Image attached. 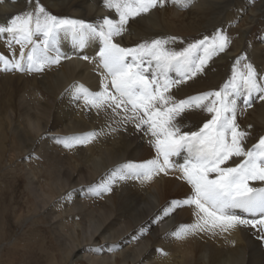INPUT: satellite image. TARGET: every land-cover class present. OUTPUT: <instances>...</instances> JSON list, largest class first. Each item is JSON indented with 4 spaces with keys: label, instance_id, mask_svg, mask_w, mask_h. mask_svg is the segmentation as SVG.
I'll list each match as a JSON object with an SVG mask.
<instances>
[{
    "label": "snow or ice",
    "instance_id": "6c2138e0",
    "mask_svg": "<svg viewBox=\"0 0 264 264\" xmlns=\"http://www.w3.org/2000/svg\"><path fill=\"white\" fill-rule=\"evenodd\" d=\"M102 3L116 18L105 15L93 23L60 17L49 12L39 0H35L34 8L11 15L6 23H0V33L9 37V48L19 45L20 52L18 58L11 59L0 54L3 70L42 71L46 65L69 58L57 46L62 34L77 49L98 40L99 51L93 59L98 58V67L103 70L100 90L73 84L70 88L74 89L75 98H83L86 107L111 110L122 124L134 123L150 136L156 153L153 159L115 166L108 180L98 187L110 192L117 180L151 181L159 173L167 174L174 166L172 158L183 153L184 163L179 169L182 178L191 185V194L183 200L171 201L165 215L188 205L194 206L196 220L181 226L173 235L182 238L196 232H227L239 227L252 229L257 239L264 241V187L252 186V182H264V135L247 147L249 133L237 123V98L243 96L246 107L252 106L249 97L253 94H260L259 99L264 101V76L251 62L243 63L246 56H240L232 66L231 76L218 90L176 99L173 88L203 73L215 56L226 51L231 38L218 29L181 51L167 47L178 39L175 36H160L134 47H123L115 38L127 31L130 19L163 7L166 0H102ZM173 3L187 8L193 0H173ZM170 71L180 78H171ZM195 111L205 112L211 118L196 131L184 130L182 121L186 114ZM97 135L93 131L64 137L62 142L71 148L89 143ZM234 158L240 162L226 166Z\"/></svg>",
    "mask_w": 264,
    "mask_h": 264
},
{
    "label": "bare ground",
    "instance_id": "6f19581e",
    "mask_svg": "<svg viewBox=\"0 0 264 264\" xmlns=\"http://www.w3.org/2000/svg\"><path fill=\"white\" fill-rule=\"evenodd\" d=\"M46 1L55 5L52 0ZM171 4L170 8L164 5L153 9L143 21L140 17L130 19L127 31L122 36L116 37V42L123 47H134L156 37H172L170 32H165L166 29L162 30L163 32L158 29H163L166 24L169 26L195 24L199 10L204 9L205 3L202 0H193L187 8L177 7L173 0ZM18 5V0L0 2V23H6L11 15H15L13 9ZM76 5L79 9L69 8V14L60 17L86 19L95 23L98 18L110 15L109 10L101 5L99 0H81V4ZM85 10L96 12L98 17H87L88 11ZM163 23L166 24L163 26ZM245 34L246 31L241 37L239 36L240 44L243 43ZM0 38L6 41L9 39L4 33H0ZM177 42L176 40L172 45ZM254 43L252 53L255 59L259 60L263 53L257 48L256 41ZM13 46L17 47V51L15 54L12 53V56L8 55L9 59L13 56L19 57V45L13 44ZM57 46L69 58H62L59 64L46 65L45 67L49 69L47 75L37 77L38 71L10 73V78L16 80L15 87L24 90L18 98L20 108L11 109L4 116L6 128L4 123L0 122V147H5L4 134L10 141L14 135H17L21 147L26 150L27 157H39L48 162L51 169L49 170L55 178L54 187L59 191L60 196H57L52 203L50 199L53 193L52 195L43 193L39 197L38 204L39 209H43L48 215V222L54 230L60 247L66 250L63 260L71 264L82 259L89 264H254L256 243L246 240L247 246H245L242 236L236 229L215 233L196 232L182 238L173 235L181 226L193 224L189 221L190 209L191 212L195 211L194 206L182 205L165 215V210L171 207L170 202L173 201L171 197L181 195L186 198L191 194L188 193L189 187L187 188L184 182L181 183L179 178L182 174L179 165L184 163L179 156L172 158L174 166L167 171V174L159 173L151 181L134 179L129 183L126 180H117L112 184L114 194L98 187L108 180L115 166L128 163L127 160L140 163L153 159L155 156H151L152 151L147 144L150 136L145 135L144 131L136 130L139 132L136 139L140 142L132 148L129 142L132 140L131 131L135 128V124L125 123L126 128H122L120 117L114 116L109 110L102 109L103 118L96 117L91 114L90 107L85 106L83 98H75L74 89L70 88V85L82 84L92 91H98L97 88L100 87L103 70L98 67V58L93 59L99 51L98 40L89 41L85 48L77 49L71 39L62 34ZM83 56H88L89 60L81 59ZM222 56L225 60L226 55L222 54ZM25 73L31 75L30 86ZM261 119L264 121V115ZM111 121H115L118 127L111 125ZM102 126L106 127L107 136L101 141L96 136L94 141L76 144L71 148L65 147L62 142L64 137L93 131L97 133ZM117 131L120 134H117ZM7 132L10 133L9 136ZM89 144H93V148ZM71 149L79 156L84 167L78 164L72 165L68 162L69 157L62 154L63 151L68 152ZM31 171H28L29 184L36 193L38 188H35L36 182L33 181L35 179L30 174ZM130 185H133L134 191L130 190ZM98 196H104L105 202H98L100 207L92 209L88 202ZM52 207L54 209L60 207L64 217L55 215ZM79 217H87V223L81 224ZM193 218L196 220L195 216ZM70 221L76 224V227L73 226L69 232H65V226ZM246 247L249 249L247 250ZM246 251H249L247 257Z\"/></svg>",
    "mask_w": 264,
    "mask_h": 264
},
{
    "label": "rangeland",
    "instance_id": "374dc122",
    "mask_svg": "<svg viewBox=\"0 0 264 264\" xmlns=\"http://www.w3.org/2000/svg\"><path fill=\"white\" fill-rule=\"evenodd\" d=\"M99 1L100 4L103 5L102 0ZM202 1L205 3L203 6L204 9L202 8L204 11L199 10L198 18L196 19L195 22L196 26L193 23L195 27L193 25H189L190 26L189 28L188 25L186 26L179 24H177L176 26L175 25L169 26L168 24L163 23V26L166 24L164 26L165 28L163 27V29L161 28L158 29L161 31L166 29L165 32H170L173 36L178 38L177 43L180 44L177 43L174 45L169 44L167 47L175 51H181L183 48L187 47L189 43H192L193 41L198 39H202L204 36H211L218 29H223L225 31V33L231 38V43L225 52L218 54L210 61L209 65L206 66L203 73L198 74L197 77L189 80L187 83L183 85H180L178 88H173L172 94L175 96L176 99H183L186 96L194 95L199 92H204V90L205 91L218 90L220 86L225 81H227L231 76L232 66L233 64L236 63V58L240 56H246L247 59L244 60L243 63L251 62L255 68L257 67L256 69L258 73L261 76H264V69H262L264 68V12H262L264 11V0H212V2L210 0L208 1L202 0ZM18 2L19 5L13 9L14 14H17L18 12H22L24 10H28L29 7H33V8L35 7V0H26V2L24 0H18ZM31 2L32 4H29ZM39 2L42 5L44 4L46 9L49 10L53 15H57V16L67 15L69 14V8L79 9L76 4L77 3L81 4V0H68L65 2H62L61 0H52V2L55 3V5L48 3L46 0H39ZM71 2L73 3L72 5ZM73 5L75 7H73ZM171 5H172L171 0H166L165 6L170 8ZM110 15L114 16V14L112 13H110ZM86 16L89 18H95V16L98 17V14L94 11H88L86 12ZM147 16L148 14L142 15L140 18L143 21ZM211 17L213 19L216 18V20L215 19L213 20ZM251 17H253V19H251ZM178 25L180 26V28H178L179 27ZM244 31H246V34L243 37L244 40L242 43L244 45L243 46L242 44H240L239 38L243 35ZM255 41L257 48H260L263 53V55L259 58V60H256L252 53L253 50L252 47L255 44L254 43ZM16 51H17V47L13 46L9 48L7 41L5 39L0 38V54L9 57L8 55L12 56V53L15 54ZM222 54L226 55L225 60ZM46 67L43 69V71H38L37 77L47 75L49 73V69ZM16 72H17L16 70L4 71L3 66L0 65V120H1L0 122L4 123L5 128L6 126H5L4 116L11 109L18 110V108H20V106L18 105V98L19 95L24 90L23 88L20 89L16 88L15 87L16 80L14 79L12 80L10 78L11 75L10 73H16ZM170 72L169 75L171 76V78L173 79L180 78L175 71H170ZM24 75H26L25 78H27L30 86L31 75L30 74L28 75V73H25ZM217 78L220 80H218ZM38 79L41 80V78ZM210 79L213 80L211 81ZM213 84L215 85L213 86ZM97 90L99 91L100 87L97 88ZM259 95L260 94H253V96L250 97V100L252 101L251 107L245 106L243 96L237 98L238 108H239L237 109L238 111L237 123L240 125L242 130L244 129V131L249 133L248 138L245 141L247 147H251L253 144L257 143L260 136L264 135V121H261L262 120L261 117L262 115H264V109H263L264 101H261L259 99ZM109 111L111 113V110ZM242 111L245 113H243ZM90 112H92L91 114L96 117L103 118L102 115L103 111L101 110L90 108ZM17 118L18 117H16V119ZM210 118L211 117L209 114L202 111H195L188 113L186 114L184 120L182 121L184 125V130L196 131L198 130L199 127L203 125V123L207 119ZM20 121H22V119H20ZM96 123H98V120ZM110 123L111 125L118 127V124L115 123V121H111ZM132 124L134 125V123ZM120 126H122V128H126V125L124 124H121ZM103 127L104 126L100 127V130L97 132L98 133L97 137H99L98 139L100 141L104 138V136H107L105 129L106 127L104 128ZM258 128L260 130H258ZM136 130L138 129L135 127L133 131H131L133 135H131L132 140L129 142V145L130 146L132 145L131 146L132 148L136 146V144H139L138 142H140L139 139H136V137L138 138L139 136V132ZM117 134L120 133L117 131ZM9 135L10 133L7 132V136ZM3 138L5 141L4 142L5 149L0 147V264H71V262L63 260V258H65L66 250H63V248L60 247L56 239L54 230L50 225V223L48 222L49 219V217H47L48 215H46L43 209H39V204H38L40 199L39 197H41L43 193H47L50 195H52L53 193L52 199H50L51 202L52 201L55 202L56 200L55 198L57 196H60L59 191L56 190L54 187L55 178L53 177L52 171H50L51 169L49 167L48 162L45 161L44 159H40L39 157H32V156L27 157L26 150L24 147H21L17 135L13 136L12 141L6 138L5 134L3 135ZM126 138L128 139L129 136ZM147 144L152 151L151 156H156L155 149L152 147L150 141L147 142ZM90 146L93 148V144ZM72 150L73 149L69 150L68 152L63 151L62 154L66 155V157H69L68 162L71 163L72 165L78 164V166L81 165L82 167H84V164L79 158V156L75 154V152H73ZM184 155L185 154L182 153L179 156L180 159L183 161H184V157H183ZM127 161L131 162L129 160ZM239 162H240L239 158H234L232 162L229 161L226 166H234L235 163H239ZM30 170H32L30 174L35 179L33 181L36 182L35 188H38L36 189L37 190L36 193L29 184L28 171ZM182 175L183 174L179 175L180 181L181 183L184 182L183 184L186 187L187 186L189 187V188L187 187L188 191H190L188 193H191V185H189L187 181L182 178ZM132 180L134 179H126V181H128L129 183ZM252 186L257 188L264 187V182H259V181L252 182ZM143 187H144L143 189H145V186ZM130 190L134 191L133 185H130ZM111 192L113 194L115 193V191L113 190ZM171 198L172 200L174 199L183 200L185 197L179 195L177 197H171ZM171 198L169 199L171 200ZM98 202L104 203L105 202L104 196L94 197L93 199H90L88 203L92 209H95L97 207H100ZM52 209L55 211L54 212L56 213L55 215H58L59 217H64V214L62 213L60 207L55 209L54 207H52ZM191 210L192 209H190L191 214L189 216L190 218L189 221L191 223H194L195 221V219L193 218L194 212H191ZM80 219L79 222H82L81 224L87 223V219H88L87 217L85 218L81 217ZM73 226L76 227V224L70 221L65 226L64 231L69 232V230H71ZM236 230L238 231V234L242 236L245 246H247L246 240H251L254 243H256L254 246V252L256 254L254 255L253 253L254 264L255 263L264 264V241L258 240L256 235L253 234V230L250 228H236ZM246 249L248 250L249 247L248 248L246 247ZM248 254L249 251H246V257ZM72 263L89 264L84 259L76 260L73 261Z\"/></svg>",
    "mask_w": 264,
    "mask_h": 264
}]
</instances>
